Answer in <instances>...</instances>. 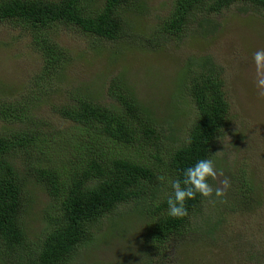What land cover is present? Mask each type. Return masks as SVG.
I'll return each instance as SVG.
<instances>
[{
    "label": "trees",
    "instance_id": "obj_1",
    "mask_svg": "<svg viewBox=\"0 0 264 264\" xmlns=\"http://www.w3.org/2000/svg\"><path fill=\"white\" fill-rule=\"evenodd\" d=\"M100 1L0 0V23L17 28L25 47L30 53L35 51L41 63L31 77L34 87L24 97L7 103L0 99V118L14 117L19 123L13 131L0 134V264H75L77 252L92 240L96 230L106 220L116 221L120 207L128 205L142 208L146 216L144 251L135 263L193 264L191 260L196 258L204 264H240L235 255L231 261L212 262L195 253L198 244L215 240L213 231L221 217L215 219L203 212L200 206L205 198L199 194L186 202L187 216H168L170 187L159 179L182 177L183 169L199 158L215 160L230 106L224 61H216L210 54L187 60L180 90L181 96L191 101L194 114L180 128L181 139L173 144H169L168 133L159 137L156 126L160 124L119 77H113L107 86L111 105L80 91L62 100L49 93L47 106L65 124L49 126L38 114L51 79L58 78L69 60L56 31L68 26L111 41L125 33L128 22H134L128 15L141 6L140 0ZM231 10H236L231 16L248 28L251 21L264 17V0H172L159 27L178 39L190 34L208 41V32L217 29ZM255 28L251 33L259 35L262 45L263 33ZM140 147L143 159L138 155ZM145 153L151 159H145L148 163ZM16 154L23 157L29 168L26 171L50 199L35 239L26 229L25 178L12 163ZM241 181L240 198L229 200L227 209L233 212L234 207L246 215L253 209L250 202L260 200L256 201L258 191L246 178Z\"/></svg>",
    "mask_w": 264,
    "mask_h": 264
},
{
    "label": "rangeland",
    "instance_id": "obj_2",
    "mask_svg": "<svg viewBox=\"0 0 264 264\" xmlns=\"http://www.w3.org/2000/svg\"><path fill=\"white\" fill-rule=\"evenodd\" d=\"M97 1L100 4L101 1ZM140 1L141 6L128 15L134 22H128L125 33L117 39L104 41L68 26L56 31L57 39L69 53V60L58 78L51 79L52 85L47 86L48 93L39 103L37 112L45 117L49 126L65 124L47 106L49 93L55 100H62L80 91L111 105L113 101L107 95V86L113 77H119L160 124L156 126L159 137L168 133L169 144H173L175 139H181L180 128L183 129L184 122L194 114L191 101L183 98L180 90L187 60L210 54L216 61H224L223 76L230 106L225 134L221 135L215 151L216 166L224 177L218 174L210 183L214 189L223 188L221 181L227 178L229 187L222 197L212 196L202 202L203 212L208 217L212 214L215 219L221 217V224L213 231L215 240L198 244L195 253L212 262L231 261L235 255L241 259L240 264H261L264 258L256 260L253 255L264 257V96H260L255 87L252 54L264 49V43L261 45L259 35L251 31L258 27L264 36V17L251 21L247 30L249 26L244 27L237 16H231L236 11L231 10L217 29L208 32V41L190 34L178 39L163 33L159 27L170 11L172 0ZM12 26L0 23V99L6 103L18 102L34 87L31 77L41 66L38 54L33 49L30 53L17 35V28ZM18 126L14 117L0 118V134ZM129 150L131 154L136 152ZM138 155L143 159L142 147ZM22 158L19 154L12 163L25 178L26 229L31 239H35L42 228V211L50 199L30 176L28 164L23 163ZM145 159L151 161L148 153L144 154ZM243 178L258 191L256 201L260 200L257 204L250 202L253 209L246 215H240L241 210L234 207L233 212L227 209L229 200L240 198ZM120 210L116 221L106 220L92 240L79 249L75 264H137L144 251L146 216L142 208L138 210L131 205ZM203 242L207 241L203 239ZM191 262L204 264L196 258Z\"/></svg>",
    "mask_w": 264,
    "mask_h": 264
},
{
    "label": "clouds",
    "instance_id": "obj_3",
    "mask_svg": "<svg viewBox=\"0 0 264 264\" xmlns=\"http://www.w3.org/2000/svg\"><path fill=\"white\" fill-rule=\"evenodd\" d=\"M255 65V87L260 96H264V49H257L252 54ZM190 142V141H189ZM223 173L217 168L215 160L211 157L197 159L193 164L183 169L182 177L172 178L160 176L170 191L166 197L167 215L172 218H183L188 215L186 202L196 198L197 194L203 198H210L215 194L219 198L224 195L225 189L229 187V180L221 181L223 188L214 189L210 180H215Z\"/></svg>",
    "mask_w": 264,
    "mask_h": 264
}]
</instances>
